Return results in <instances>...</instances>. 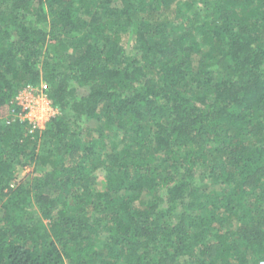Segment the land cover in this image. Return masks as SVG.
<instances>
[{
	"label": "trees",
	"instance_id": "obj_1",
	"mask_svg": "<svg viewBox=\"0 0 264 264\" xmlns=\"http://www.w3.org/2000/svg\"><path fill=\"white\" fill-rule=\"evenodd\" d=\"M263 259L264 0H0V264Z\"/></svg>",
	"mask_w": 264,
	"mask_h": 264
},
{
	"label": "built area",
	"instance_id": "obj_2",
	"mask_svg": "<svg viewBox=\"0 0 264 264\" xmlns=\"http://www.w3.org/2000/svg\"><path fill=\"white\" fill-rule=\"evenodd\" d=\"M43 95L46 96V106L44 109L40 105V101L38 98L43 97ZM15 103L19 106V112L17 113V117H20L22 120H27L31 123V131H34L38 128H43V124L41 125V121L35 117L37 115V112H41L42 114L46 115L47 113H44L45 110L48 112L49 110H52L53 108V102L48 97L47 93L43 90H40L36 86L32 84H28L21 88L16 96ZM37 107H40L37 111ZM29 113L35 114L33 116H30ZM40 113V114H41ZM55 115V114H54ZM53 116V115H52ZM50 118V117H49ZM46 123V122H45ZM44 123V124H45ZM259 264H264V259L260 261Z\"/></svg>",
	"mask_w": 264,
	"mask_h": 264
},
{
	"label": "rangeland",
	"instance_id": "obj_3",
	"mask_svg": "<svg viewBox=\"0 0 264 264\" xmlns=\"http://www.w3.org/2000/svg\"><path fill=\"white\" fill-rule=\"evenodd\" d=\"M46 83L42 82V84L40 86H36L37 88H39L40 90H43V88L45 87ZM40 101V105L39 106H44L43 108H45L46 103H47V99L46 96L43 95V97L38 98ZM40 107H37V111L40 110ZM58 112V108L54 107L52 108V110H49L48 112L45 110L44 113H47L46 115L42 114L41 112H37V115L29 113L30 116L35 115V117H37V119H39V121H41V125L43 124L42 127H44V123L49 119V117H51L52 115L56 114ZM41 113V114H40ZM33 167L28 165L26 167H24L23 169H21L18 173V179L22 180L25 179L30 173H32Z\"/></svg>",
	"mask_w": 264,
	"mask_h": 264
}]
</instances>
